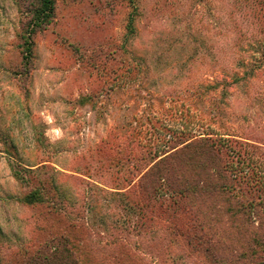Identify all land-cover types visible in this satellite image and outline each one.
I'll use <instances>...</instances> for the list:
<instances>
[{"label":"rangeland","instance_id":"rangeland-1","mask_svg":"<svg viewBox=\"0 0 264 264\" xmlns=\"http://www.w3.org/2000/svg\"><path fill=\"white\" fill-rule=\"evenodd\" d=\"M52 1L53 17L39 28L37 0H0V264L49 255L45 246L59 236L71 264H213L204 253L213 241L225 244L214 247L216 256L234 258L241 241L246 247L262 237L251 227L256 221L231 227L220 198L192 211L164 210L132 190L90 195L86 185L90 176L123 190L114 187L130 183L120 178L136 181L161 134L176 141L170 133L181 130L186 138L181 125L195 120L200 130L241 132L264 147L256 141L264 142L257 0ZM233 73L243 78L227 87L230 94L205 89ZM172 103L175 117L165 114ZM37 167L34 178L29 170ZM44 175L62 196L46 183L43 203L19 201ZM61 204L68 213L50 209ZM116 238L130 251L102 248Z\"/></svg>","mask_w":264,"mask_h":264},{"label":"trees","instance_id":"trees-1","mask_svg":"<svg viewBox=\"0 0 264 264\" xmlns=\"http://www.w3.org/2000/svg\"><path fill=\"white\" fill-rule=\"evenodd\" d=\"M237 3L234 4L236 5ZM33 6L35 12L33 26L43 28L53 17V1L37 0V4ZM257 10L264 11V0H257ZM244 15L247 16L246 14ZM240 20L236 18V21L240 22ZM30 32L32 33L34 30ZM27 51H29L28 48ZM28 55H31L30 52ZM261 55L264 58V51ZM242 78L243 76H237L236 73H233L230 80L215 81L213 84H207L204 87L205 89L216 90L220 86L222 94L228 95L230 92L227 87L237 84ZM171 106L172 109L165 111V114L175 117L174 108L176 103H172ZM191 117L198 119V114L193 110ZM196 122L197 120L189 127L181 125V128H185L188 131L186 138H179L182 136L181 130H173L170 133L172 137L177 138L176 141H171L164 134H161L165 138L160 135L159 148L153 150L152 159L149 160L146 168L139 172L136 181L133 178H120L119 180H128L130 183L128 182L125 187H114L116 190H123H108L102 187L99 181L87 176L90 179L86 182L89 194L92 195L94 191L112 196L111 192H116L119 193L117 195L123 196L132 190L136 192L138 198H141V201L146 206L157 205L164 210L179 206V208L189 209L190 211H192V207L203 206V202L206 203L207 200L220 198L227 204L225 213L231 219V227L238 230L246 218L250 222H257V225L252 223V229L264 233V219L259 220L260 211L264 210V157L262 156L264 147L254 144V142L250 141L251 138L244 137L241 132H239L240 134L234 133L232 130L217 132L210 125L201 126L203 129L200 130V125H196ZM162 129L165 128L162 127ZM256 141L264 144L261 140L256 139ZM126 161L130 160L126 159ZM39 170L41 169L37 167V169H30L29 171L36 178L39 175ZM57 173L65 175L63 172L57 171ZM44 176L38 177L35 186L20 197L19 201L26 204L43 203L48 199V195L44 193L46 183H49L50 188L57 192L58 185L54 183L52 175H46L48 178ZM15 177L20 181L24 179L19 174V171H15ZM99 178H101V175ZM62 192L63 189H58V197L60 196L59 194L62 196ZM61 199L68 201L70 197L68 198L65 194L64 198L61 197ZM61 205L60 207L52 205L50 209L68 213L67 207L71 208V206ZM116 239L104 241L101 243L102 248L114 249L118 245L122 252L130 251L125 243L126 241H123L125 238L123 240L120 238ZM61 240L63 242L64 238L60 236L54 238V242H50L49 246H45L52 253L49 255L40 254L35 259H32L29 264H71V261H64L69 259V255L65 257L61 252L67 253L70 251L66 246L62 245ZM245 244L246 247L241 241V245H238L240 253L235 255L234 258L224 254L216 256L215 252L217 251L214 247L221 248L225 245H222L220 240L213 241L212 251L204 253L213 261V264H233L238 262L243 264L247 260L251 264H264V234L262 237L252 239V242L248 243L246 241Z\"/></svg>","mask_w":264,"mask_h":264}]
</instances>
